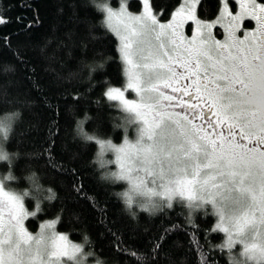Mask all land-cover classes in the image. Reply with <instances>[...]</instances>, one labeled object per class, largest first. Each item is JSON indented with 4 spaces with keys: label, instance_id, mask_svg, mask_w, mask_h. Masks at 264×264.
<instances>
[{
    "label": "trees",
    "instance_id": "trees-1",
    "mask_svg": "<svg viewBox=\"0 0 264 264\" xmlns=\"http://www.w3.org/2000/svg\"><path fill=\"white\" fill-rule=\"evenodd\" d=\"M102 2L0 0V17L7 21L0 25V119L9 120L0 149L10 156L0 162L1 177L14 191L31 194L25 198L26 209L35 213L27 219L29 230L53 222L93 255L90 261L149 264L152 242L158 241L159 264H203L208 255L215 264H237L231 249L221 248L227 238L209 210L192 212L179 199L172 209L129 205L125 183L108 176L113 168L104 166L93 138L118 144L134 135L137 123L106 95L123 88L126 75L119 41L98 6ZM181 2L150 0L162 20ZM140 5L128 1L133 12ZM220 10L221 0H200L197 15L212 20ZM51 140L56 167L40 155ZM109 229L119 233L127 251Z\"/></svg>",
    "mask_w": 264,
    "mask_h": 264
},
{
    "label": "snow or ice",
    "instance_id": "snow-or-ice-1",
    "mask_svg": "<svg viewBox=\"0 0 264 264\" xmlns=\"http://www.w3.org/2000/svg\"><path fill=\"white\" fill-rule=\"evenodd\" d=\"M143 3L148 5V0ZM199 3L200 0H183L175 13L180 19H170L168 23L159 22L158 14L152 15L149 6L144 15L129 16L131 23L113 29L121 43L122 60L130 70L127 88L139 99H125L118 88L106 95L133 114L131 123L140 125L136 141L126 142L115 151L122 154L118 155L122 166L135 172L141 183L148 181L180 197L187 192L192 212L210 204L220 220L217 230L227 233L221 248L231 249L238 238L244 244L241 255H248L257 249L255 239L264 237V119L246 103L254 95L252 84L260 75L256 66L264 58V3L236 0L237 14L225 11L212 22L196 18ZM227 3L223 0L225 8ZM102 10L107 14L105 26L111 28L112 18L126 11V0H121L119 13L107 4ZM245 19L255 21L258 34L255 29H244L242 35H237ZM189 20L196 33L191 39L181 31L182 24ZM5 23L0 17V25ZM217 25L225 33L224 40L216 39L212 33ZM39 87L37 84L36 89ZM6 127L0 122V131ZM54 143L49 141V148L40 155L47 156L48 163L56 167L51 151ZM0 159L7 156L0 154ZM73 188L81 192L80 186ZM193 191L204 193L196 203H192ZM3 195L8 223L0 221V264H58L53 257L67 254L61 243L66 237L53 235L47 241L38 237L33 243L22 220L35 213H24L19 198ZM160 207L172 209L173 204ZM226 217L231 229L223 227ZM109 231L121 251H127L119 233ZM152 245L149 264H159L154 257L160 254L161 244L153 241ZM74 249L79 251V246ZM259 260L264 264V242L259 247ZM203 264L215 262L208 255Z\"/></svg>",
    "mask_w": 264,
    "mask_h": 264
},
{
    "label": "rangeland",
    "instance_id": "rangeland-1",
    "mask_svg": "<svg viewBox=\"0 0 264 264\" xmlns=\"http://www.w3.org/2000/svg\"><path fill=\"white\" fill-rule=\"evenodd\" d=\"M128 1L126 0V11L123 13V15H118L112 18L110 21L111 32L115 35V32L113 29H122L123 25L125 23H131L132 21L129 20V16L135 17V16H142L144 15L145 9L150 6L151 8V14L156 15L151 7L150 0H148V5H144L143 0H139L141 5H140V10L137 12H133L132 10L129 9L128 7ZM260 1V0H257ZM183 2V0H182ZM181 2V4H182ZM107 4L108 7H110L114 12L119 13L121 11V0H106V2H102L101 4H98L99 8L102 10L103 6ZM181 6V5H180ZM178 6L177 8L174 9L172 12L171 16L167 20H162L159 19L157 16L159 22L161 23H168L170 19L174 20H179L180 17L176 16L175 13L176 11L180 8ZM198 6V5H197ZM197 6L195 9V16L198 18L197 15ZM234 7V8H233ZM103 11V10H102ZM225 11H231L234 15L237 14L238 12V5L236 3V0H228L227 7L225 8L223 5V0H221V10L219 11L218 16L223 15ZM105 21L107 19V14L103 11ZM218 18V17H217ZM216 18V19H217ZM199 19V18H198ZM201 20V19H200ZM202 21H209L208 20H202ZM226 23V21H225ZM194 24L192 23L191 20L185 22L181 26V31L183 33L184 37H187L191 39L192 37L195 36V31H194ZM188 30L190 33H188ZM116 36V35H115ZM117 37V36H116ZM118 39V37H117ZM119 41V39H118ZM120 47L121 43L119 41V52H120ZM121 54V59H122V53ZM123 61V60H122ZM124 65V71L126 75V82L125 86L123 88H118L121 89L124 92V98L128 100L136 99L138 100L139 97L137 94L130 88H127V84L130 82V70L127 64L123 62ZM119 104L120 102L116 100ZM121 105V104H120ZM123 108V106L121 105ZM132 118L133 114L129 113ZM9 120L7 118H2L0 119V122H8ZM136 124V123H135ZM139 123H137V126L132 127V132L134 135L132 136H126L123 141L120 143H114L109 140L104 141L99 138H93L98 141V146H99V158H104L102 162H104V166L109 165V170L112 169V173H108V176H113L115 179H119L123 181L126 185L124 195L126 196L129 205H135L138 208H144V209H149V210H154L157 208H160V205H163L165 203H172L174 200L179 199V200H185L187 202V205L189 204V201L186 199L187 197V192L185 193V197H180L175 193H165L163 189L158 187L156 184H152L148 181H145L141 183L140 179L137 177V174L135 172H129L126 166H122L121 160H118V155L122 156V154H118L115 149L120 148L122 146H125V143L128 142L129 144L134 143L139 135L138 133V128H139ZM6 130V128H5ZM5 130L0 131V144L2 146V141L4 138ZM0 154L6 155L7 159H0L1 161H10V156L4 149H0ZM141 177L143 176V173L139 174ZM13 178H10L9 176L5 177L6 181H12ZM0 185H2V193L6 194L7 196H14L19 198L20 204L22 205V211L24 213H31L26 209V197H30V193L23 191V193H19L16 190L14 191L9 185L5 183L3 178L0 175ZM27 193V195H25ZM0 194V221H2L3 224L8 223V208L5 206L3 201L6 199V196ZM192 195L194 197L192 203H196L200 200V198L204 195V193L193 191ZM168 196L170 199L166 200L165 197ZM208 210L213 214L212 212V207L210 204L204 205L202 209H199L201 212H207ZM213 216L216 218V225L218 226L220 224L219 217L213 214ZM256 219L258 221L259 218V213L257 212L255 214ZM31 215H25L24 219L22 220V224L25 229H27L28 233L33 237V243L36 238L38 237H43L46 241L49 236H65L66 240L61 242L64 244V246L67 248V254L65 255H60L59 257H53V260H58V264H99L98 262H95L93 260H89L93 258V255L91 253H87L83 248H81L80 245L72 242L69 240L68 236L63 233L59 232L55 229V224L53 222H45L42 225H45L46 227H41L40 225L35 232H32L31 230L28 229L26 225L27 219H29ZM47 225H51L50 227H47ZM223 227L232 228L231 222L228 220L226 217ZM257 231L259 232L260 226L259 223L257 222ZM224 233V232H223ZM226 238H227V233H224ZM255 243H257V249L255 253H249L248 255H241V253L244 252V244L239 242V239L237 238V242L233 244L231 247V251L233 252L234 255H236V263L239 264L240 261H244L245 264H260L259 260V247L262 242H264V237L256 238ZM74 246H79V251H75Z\"/></svg>",
    "mask_w": 264,
    "mask_h": 264
},
{
    "label": "clouds",
    "instance_id": "clouds-1",
    "mask_svg": "<svg viewBox=\"0 0 264 264\" xmlns=\"http://www.w3.org/2000/svg\"><path fill=\"white\" fill-rule=\"evenodd\" d=\"M262 57H264V54H262ZM256 68L260 75L253 81L254 95L249 97L246 103L255 108L259 117L264 119V58L257 64Z\"/></svg>",
    "mask_w": 264,
    "mask_h": 264
},
{
    "label": "flooded vegetation",
    "instance_id": "flooded-vegetation-1",
    "mask_svg": "<svg viewBox=\"0 0 264 264\" xmlns=\"http://www.w3.org/2000/svg\"><path fill=\"white\" fill-rule=\"evenodd\" d=\"M258 3H264V0L263 1H257ZM234 8V7H233ZM218 17V16H217ZM215 17L214 19L212 20H209L207 22H212V21H215L216 18ZM244 29H247L249 31H252V30H257V34H258V26L256 25L255 21L253 20H250V19H245L243 20L242 22V27H241V31L237 33V35H242L243 34V30ZM212 33L213 35L216 37V39H219V40H224L225 39V33L223 31V29H221L219 27V25H217L216 27H214L212 29ZM27 222V221H26ZM27 225V224H26Z\"/></svg>",
    "mask_w": 264,
    "mask_h": 264
}]
</instances>
